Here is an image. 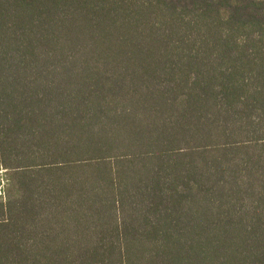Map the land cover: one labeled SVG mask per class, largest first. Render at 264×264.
Returning <instances> with one entry per match:
<instances>
[{"label": "trees", "instance_id": "16d2710c", "mask_svg": "<svg viewBox=\"0 0 264 264\" xmlns=\"http://www.w3.org/2000/svg\"><path fill=\"white\" fill-rule=\"evenodd\" d=\"M0 264H264V0H0Z\"/></svg>", "mask_w": 264, "mask_h": 264}, {"label": "rangeland", "instance_id": "374dc122", "mask_svg": "<svg viewBox=\"0 0 264 264\" xmlns=\"http://www.w3.org/2000/svg\"><path fill=\"white\" fill-rule=\"evenodd\" d=\"M4 185V180H3V173L0 171V198L2 197V188Z\"/></svg>", "mask_w": 264, "mask_h": 264}]
</instances>
